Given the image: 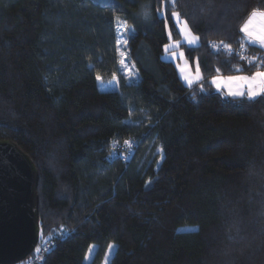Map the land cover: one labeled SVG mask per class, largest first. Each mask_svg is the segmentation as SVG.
<instances>
[{
	"label": "trees",
	"instance_id": "obj_1",
	"mask_svg": "<svg viewBox=\"0 0 264 264\" xmlns=\"http://www.w3.org/2000/svg\"><path fill=\"white\" fill-rule=\"evenodd\" d=\"M160 7L0 0V140L39 172L31 256L49 247L36 264H86L92 245L102 264L111 244L110 264H264V97L230 99L211 83L264 70V50L239 31L264 0H176L166 14L200 40L181 46L202 73L193 88L162 59L168 32L181 39Z\"/></svg>",
	"mask_w": 264,
	"mask_h": 264
},
{
	"label": "water",
	"instance_id": "obj_2",
	"mask_svg": "<svg viewBox=\"0 0 264 264\" xmlns=\"http://www.w3.org/2000/svg\"><path fill=\"white\" fill-rule=\"evenodd\" d=\"M37 167L10 140H0V264H19L40 240Z\"/></svg>",
	"mask_w": 264,
	"mask_h": 264
},
{
	"label": "snow or ice",
	"instance_id": "obj_3",
	"mask_svg": "<svg viewBox=\"0 0 264 264\" xmlns=\"http://www.w3.org/2000/svg\"><path fill=\"white\" fill-rule=\"evenodd\" d=\"M175 6L176 0H161V7L157 9V12L159 16L163 17L165 20L172 19L174 21V28L179 26V34L183 36L184 40L190 46L197 45L199 37L192 33L187 21L181 17V14L178 11H170V15L166 14L170 9L175 8ZM165 26L167 27V24ZM239 31L244 33V39L247 40L248 44H254L264 49V9H253L248 14L244 23L240 26ZM168 36L171 38V31L168 32ZM179 44L180 41L177 40L173 43L172 47H177ZM240 46L241 48L245 47L244 43H241ZM224 47L231 51L230 44L224 45ZM168 48L169 45H165L166 51ZM173 55H176V53H173ZM179 56L183 58L184 53H179ZM241 59H246V57L241 56ZM253 59L255 60L257 58ZM249 63H252V60H250ZM121 64L123 65L124 61H121ZM258 66L264 67V58L258 59ZM181 71H183V69H181ZM196 71L199 73L198 65ZM217 71H219V69H217ZM236 71H241V69L237 68ZM97 79L99 80L100 77L97 76ZM184 79L189 86H191L193 81L188 76H185ZM212 83L216 86L218 91L221 90L222 86L226 87L227 94L233 98H246L248 102H257L258 98L264 97V71H257L251 76L238 75L226 78L217 77L213 78ZM37 251H40V249H37Z\"/></svg>",
	"mask_w": 264,
	"mask_h": 264
},
{
	"label": "crops",
	"instance_id": "obj_4",
	"mask_svg": "<svg viewBox=\"0 0 264 264\" xmlns=\"http://www.w3.org/2000/svg\"><path fill=\"white\" fill-rule=\"evenodd\" d=\"M177 30H178V33H179V28L176 27ZM244 34V33H243ZM180 36V44L179 46L177 47H172L173 43L175 42L174 40H172L171 38H169L170 42L167 44L169 45V48L168 50L166 51L165 48H164V55L162 57L163 61L165 62H170V63H173L176 67V70H177V73L179 74V77L183 83V85H185L186 87L188 88H193L195 86H198L201 82H202V73L200 72V69H199V73H197L196 69H197V65L198 63L195 62L194 64H191L190 62L187 61L186 57H185V53L184 51L181 50V46L184 45V46H188V47H193V48H196L199 46L200 44V40L198 41L197 45L195 46H190L183 38V36L181 34H179ZM254 45V44H253ZM256 47H258L257 45H254ZM264 50V49H263ZM183 52L184 53V57L181 58L179 56V53ZM173 53H176V55H173ZM199 66V65H198ZM183 68L184 69V72H183V75L180 74V71L179 69L180 68ZM264 71V70H262ZM238 75H242V74H237L235 76H238ZM185 76H188L192 81L193 83L191 84V86H189V84L187 83V81L184 79ZM245 76H251V75H245ZM217 77H222V78H226V77H229V76H226V75H216L214 76L213 78H217ZM212 78V80H213ZM212 83V81H211ZM213 84V83H212ZM214 88L217 90L216 86L213 84ZM218 91V90H217ZM218 92L222 93V95H225L227 96L228 98L230 99H236V98H233L231 96H229L227 94V88L226 87H223L221 88V90H219Z\"/></svg>",
	"mask_w": 264,
	"mask_h": 264
},
{
	"label": "rangeland",
	"instance_id": "obj_5",
	"mask_svg": "<svg viewBox=\"0 0 264 264\" xmlns=\"http://www.w3.org/2000/svg\"><path fill=\"white\" fill-rule=\"evenodd\" d=\"M178 28H179V26H177ZM120 42H122V44H121V48H120V65H121V70H120V73L122 74V76H125V78L127 79V81L129 82V83H131L132 81H136L137 80V76H136V72H135V70H134V67H133V64H129V62H128V55H127V53H126V51L125 50H127V43H126V46H125V38H124V35L122 34V36L120 35ZM121 61H124V64L122 65L121 64ZM125 65H126V67H125ZM181 69H183L182 67L179 69V71H180V74H182L183 75V72H184V69H183V71H181ZM108 87H110V88H108ZM104 86V85H102V86H100V88L102 89H104V90H108V89H113V90H115V89H118L117 88V86L114 84V85H111V86ZM49 243H46V244H40L39 246H38V249H40V251H38V253H42V255H45L46 254V252L48 251V247H49V245H48ZM96 245H92L90 248H89V252H88V254H87V256H86V258H85V263L86 264H91V261H92V259H93V256L95 255V253H96ZM116 249V244H111L109 247H108V251L106 252V254H105V257H104V260L102 261L103 263L102 264H110L111 262V259H112V257H113V255H114V253H115V250ZM36 251H37V249H36Z\"/></svg>",
	"mask_w": 264,
	"mask_h": 264
},
{
	"label": "built area",
	"instance_id": "obj_6",
	"mask_svg": "<svg viewBox=\"0 0 264 264\" xmlns=\"http://www.w3.org/2000/svg\"><path fill=\"white\" fill-rule=\"evenodd\" d=\"M129 159L128 156L124 157L123 160L127 161ZM42 253H38V251H35L34 256H29L27 259L23 260L20 264H36L42 257Z\"/></svg>",
	"mask_w": 264,
	"mask_h": 264
}]
</instances>
